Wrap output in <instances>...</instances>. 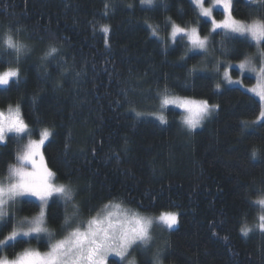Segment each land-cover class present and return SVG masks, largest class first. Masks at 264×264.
Returning a JSON list of instances; mask_svg holds the SVG:
<instances>
[{"label":"trees","instance_id":"obj_1","mask_svg":"<svg viewBox=\"0 0 264 264\" xmlns=\"http://www.w3.org/2000/svg\"><path fill=\"white\" fill-rule=\"evenodd\" d=\"M105 2L0 0V51L8 34L25 45L20 83L0 91V109L19 104L30 127L54 133L43 154L57 181L71 183L79 192L77 203L86 202L81 216L89 217L87 209L99 210L109 199L150 215L174 211L178 223L164 235L165 264H264V233L256 227L247 236L240 232L244 224L253 226L260 207L250 202L264 192V126L251 123L260 112L258 99L225 83L217 90L223 68L217 74L214 67L217 60L254 55L256 48L225 41L235 49L225 56L223 37L214 35L211 58L188 59L185 40L168 43L167 51L161 40L169 18L209 35L211 26L189 0H167V10L151 12L141 11L139 0H111L115 9L107 16ZM250 12L240 5L234 16L247 20ZM101 25L111 29L107 44ZM147 25L158 26L161 40ZM53 46L55 59L46 56ZM243 82L251 85L254 78ZM165 88L218 107L196 130L183 124L174 107L164 111L167 123H161L155 110ZM17 150L15 140L0 146V179L16 162ZM25 200L31 199L21 200L0 239L18 217L39 211ZM64 214L61 209L47 216L49 227L61 230ZM24 240L0 255L13 257L30 245L49 247L43 237ZM137 260L152 261L147 253Z\"/></svg>","mask_w":264,"mask_h":264},{"label":"snow or ice","instance_id":"obj_2","mask_svg":"<svg viewBox=\"0 0 264 264\" xmlns=\"http://www.w3.org/2000/svg\"><path fill=\"white\" fill-rule=\"evenodd\" d=\"M198 10L205 25H210L209 35L201 36L196 27L181 26L170 18L166 27L170 25L168 41L172 45H179L180 41L187 40L188 51L193 59L196 56L210 54V37L221 35L223 40L222 55H229L235 49L227 47L224 42H238L247 47H255L257 56L245 55L238 64L225 63L217 60L215 71L219 74L223 68L221 82L216 83L217 90L221 83L235 86L245 94H252V98L258 97L260 108L258 122L264 126V0H189ZM141 11H158L160 7L167 10V0H139ZM207 5V6H206ZM243 5L251 9L249 19H237L234 12ZM133 9L132 4H128ZM115 5L111 0H106L104 12L107 16L114 11ZM214 13L223 16L217 20ZM151 35L161 40L158 34V26L147 25ZM10 32L12 29L9 30ZM99 31L104 34L105 43H108V34L111 29L108 25H101ZM168 41L161 40L168 48ZM3 50L0 51V91H10L21 80L19 62L24 54L25 45L17 42L13 35L8 34L3 40ZM10 50V51H9ZM175 50V49H173ZM58 49L51 47L46 53L47 57L56 58ZM14 56V59L6 57ZM7 65V67H4ZM193 72L195 70H192ZM239 73L241 79H233V73ZM255 78L256 83L250 88L243 85L244 80ZM160 114L156 118L161 123H167L165 110L170 106L181 109L184 113L183 123L190 129H195L209 116L218 105H212L207 100L192 99L170 95L167 88L159 96ZM137 116L142 115L136 113ZM54 133L47 127L36 129L29 126L21 111V106L9 105L7 110H0V146L7 147V142L15 140L18 144L16 163L8 166L7 182L0 181V235H3L13 224V217L8 209L21 197L35 198L25 200L39 208V214L32 220L22 222L4 239H0V253L6 249H13L17 245L25 243L24 238L40 239L46 234L49 239V250L41 253L38 250L26 248L9 259L7 255H0V264H136L135 259H129L133 252L146 253L150 250L154 225H163L172 229L178 223V213L174 211H160L159 215L146 216L139 211L125 207L123 202L109 199L99 210L87 209L89 218L77 220L81 215L86 202L77 203L79 192L71 183H57V173L47 164L43 154L46 142ZM38 136V138H32ZM22 141H26L21 143ZM252 158H257V152H252ZM36 201L39 203L37 204ZM259 205L261 212L258 224L255 225L264 233V192L257 199L250 202ZM71 206V215L67 210ZM63 209V226L67 235L62 239L53 241L52 234L45 226L46 215L52 218L54 210ZM95 213L94 215L92 213ZM252 231L247 224L240 228L242 235L247 236ZM149 264H160V254L156 253Z\"/></svg>","mask_w":264,"mask_h":264},{"label":"rangeland","instance_id":"obj_3","mask_svg":"<svg viewBox=\"0 0 264 264\" xmlns=\"http://www.w3.org/2000/svg\"><path fill=\"white\" fill-rule=\"evenodd\" d=\"M207 6V5H206ZM199 12V11H198ZM214 15H215V13H214ZM215 18L217 19V20H222L223 19V16H221L220 18H218L216 15H215ZM192 27H196V28H198V26L197 25H191L190 27H188L189 29L190 28H192ZM169 31H170V29H169ZM169 31H168V33H167V35H166V37L164 38V40L165 41H168V35H169ZM203 37V36H202ZM185 41H186V43L188 44V42H187V40L185 39ZM168 43H171L170 41H168ZM250 56H253V57H255V56H257V52H255V54L254 55H250ZM207 58H211L212 57V54H211V52H210V54L209 55H207L206 56ZM240 61H236V62H228V63H231V64H238ZM0 71H3V70H0ZM223 71H224V69H222V75H223ZM232 78L235 80V79H241V77H240V75L239 76H232ZM255 83H256V80H255V78H254V83L253 84H251V85H246V84H244V82H243V85H244V87H246V88H250V87H252V86H254L255 85ZM228 85V84H227ZM228 86H232V85H228ZM180 97H183V96H180ZM188 98H192V97H188ZM257 99H258V97H256ZM192 99H197V98H192ZM198 100H200V99H198ZM12 107H15L16 105H11ZM9 107V106H8ZM7 107V108H8ZM170 107H172V106H170ZM7 108H5V109H0V110H7ZM175 108V107H174ZM178 109V108H177ZM178 110H180V112L182 113V115H181V118H182V122H183V115H184V113H183V111L181 110V109H178ZM214 112V111H213ZM212 112V113H213ZM212 113L209 115V116H207L202 122H201V124L199 125V126H197L195 129H190L187 125H185L184 123V125L188 128V129H190V130H196V129H199V128H201L202 126H203V124L205 123V121L212 115ZM160 114V102H159V96H158V107H157V109L155 110V115H159ZM258 118H259V114H258V116L257 117H255L252 121H251V123L253 124V125H257V124H259V122H258ZM42 129V128H41ZM32 138H38V136L37 137H32ZM51 138V137H50ZM24 142H26V141H23L22 143H24ZM47 143V142H46ZM16 163V162H15ZM14 163V164H15ZM7 175H8V172H7V174L2 178V179H0V181H4L5 183L7 182ZM57 183H61V182H59V181H57ZM66 184V183H65ZM73 187V186H72ZM74 188V187H73ZM75 189V188H74ZM23 199H31V200H35V198H29V197H21V198H19L18 199V201L16 202V203H14L13 205H11V207H9V209H8V212H9V215L10 216H15V217H17V215H18V213H19V205H20V202H21V200H23ZM37 203H39L38 201H36ZM124 206L125 207H128V208H131V209H133V210H135V211H139L141 214H143V215H146V216H156V215H159V214H154V215H150V214H146V213H144V212H141L140 210H138V209H136L135 207H131V206H129V205H126V204H124ZM72 211H73V209L71 208V206H69V208H68V210H67V212H68V214L69 215H71V213H72ZM260 212H261V209H260ZM260 212H259V214H258V217H259V215H260ZM39 214V211L36 213V214H34L33 216H20V217H18L17 219H16V222H15V225H14V227L13 228H16V227H19L20 225H21V223L22 222H27V221H30V220H32L35 216H37ZM94 215V214H93ZM258 217H257V219H256V221L254 222V224H253V226H249L250 228H254L255 227V225H257L258 224ZM89 217H83V216H79V217H77L76 219L79 221V220H84V221H86L87 219H88ZM45 226L47 227V229H48V231L52 234V237H53V241L52 242H54L55 240H58V239H62V238H64V236H66L67 235V231L65 230V228H64V226H62V228H61V230H55V229H52L51 227H49V225H48V223H47V215H46V217H45ZM177 226V225H176ZM176 226H174L173 228H175ZM172 228V229H173ZM171 229H168V228H166L165 226H163V225H154L153 226V229H152V236H153V241H152V245H151V248H150V250L149 251H147L146 253L147 254H149L150 255V257H151V260L153 259V256L156 254V253H159L160 254V264H165L164 262H163V260H162V254H163V248H164V235H165V233L166 232H168V231H170ZM12 231V230H11ZM10 231V232H11ZM10 232L7 234V235H9L10 234ZM6 235V236H7ZM5 236V237H6ZM4 237V238H5ZM42 237L43 238H45L48 242H49V239H48V236L46 235V234H42ZM3 238V239H4ZM25 239H28L27 237L25 238ZM49 245V244H48ZM27 248H31V249H35V250H38V251H40L41 253H44V252H47L48 250H49V247L47 248V249H39L36 245H30V246H28ZM26 249V248H25ZM24 250V249H23ZM23 250H21V251H23ZM20 251V252H21ZM139 254H145V253H141V252H133L132 253V255L129 257V259H135V261H136V264H138V256H139ZM9 257V256H8ZM15 256H13V257H9V259H12V258H14Z\"/></svg>","mask_w":264,"mask_h":264}]
</instances>
